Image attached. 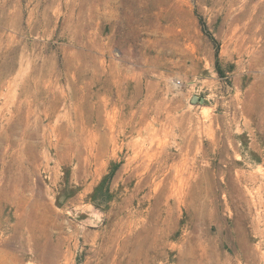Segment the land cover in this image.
<instances>
[{
    "label": "rangeland",
    "instance_id": "374dc122",
    "mask_svg": "<svg viewBox=\"0 0 264 264\" xmlns=\"http://www.w3.org/2000/svg\"><path fill=\"white\" fill-rule=\"evenodd\" d=\"M217 166L264 181V0H0L9 257L98 264L118 255L120 222L143 248L132 263L177 264L182 238L220 227L194 231L177 206ZM21 205L36 207L34 236L12 228Z\"/></svg>",
    "mask_w": 264,
    "mask_h": 264
},
{
    "label": "bare ground",
    "instance_id": "6f19581e",
    "mask_svg": "<svg viewBox=\"0 0 264 264\" xmlns=\"http://www.w3.org/2000/svg\"><path fill=\"white\" fill-rule=\"evenodd\" d=\"M102 154L103 151H98L97 159ZM247 181L254 183L255 187L249 188L246 185ZM167 182L163 193L168 198L171 196V189L168 186L171 179L169 178ZM242 182L246 184L242 186ZM177 206L187 209L194 231L199 228L196 223L198 219H202L204 224L217 220L220 226L212 234L206 227H202L199 234L182 238L179 246L171 244L167 238L165 246L177 247V264H258L264 261V181L257 174L239 170L233 172L232 167L217 166L210 177H197L195 184L190 185L186 192H181V199ZM223 206L231 214L229 220L220 214V208ZM20 207L22 213L18 215L19 217L16 215L17 220L12 228L16 232L20 229L26 230L30 236H34L40 226L39 218L37 219L35 213L36 207L27 208L23 205ZM113 225L116 231L115 239H120L118 255L107 252L104 260L98 264H144L141 260L132 263L135 252L142 256L143 248L141 246V248H134L133 240L126 235L122 236L123 227L120 222ZM162 230L163 233L168 231L165 228ZM255 235L260 240L253 243ZM224 245H229L230 252L224 249ZM42 246L37 244L36 247L38 250H44ZM145 255L146 253L144 257ZM159 255H161L160 252L156 253L155 257L158 258ZM155 257L147 259L145 264H162L161 261L157 262ZM231 258L234 261L228 263L227 259ZM0 264H21V260L15 255L9 257L7 252L0 250Z\"/></svg>",
    "mask_w": 264,
    "mask_h": 264
}]
</instances>
